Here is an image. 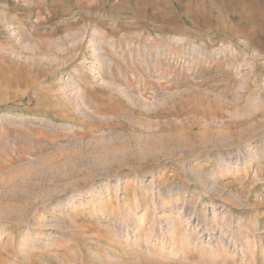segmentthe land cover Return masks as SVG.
<instances>
[{
  "label": "rangeland",
  "instance_id": "obj_1",
  "mask_svg": "<svg viewBox=\"0 0 264 264\" xmlns=\"http://www.w3.org/2000/svg\"><path fill=\"white\" fill-rule=\"evenodd\" d=\"M0 264H264V0H0Z\"/></svg>",
  "mask_w": 264,
  "mask_h": 264
},
{
  "label": "bare ground",
  "instance_id": "obj_2",
  "mask_svg": "<svg viewBox=\"0 0 264 264\" xmlns=\"http://www.w3.org/2000/svg\"><path fill=\"white\" fill-rule=\"evenodd\" d=\"M178 42H179V41H178ZM43 44H44V43H43ZM45 44H46V43H45ZM45 44H44V45H45ZM51 45H52V44H51ZM51 45H49V46H51ZM24 46H25V45H24ZM32 46H33V45H32ZM49 46H48V48H49ZM45 47L47 48L46 45H45ZM29 49H30V48H29ZM42 49H43V48H42ZM62 49H63V48H62ZM43 50H44V49H43ZM43 50H42V51H43ZM46 50H47V49H46ZM39 51H40V50H39ZM39 51H38V52H39ZM46 52H47V51H46ZM30 81H32V80H30Z\"/></svg>",
  "mask_w": 264,
  "mask_h": 264
}]
</instances>
